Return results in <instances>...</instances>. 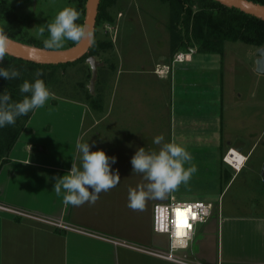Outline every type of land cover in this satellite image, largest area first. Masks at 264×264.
Listing matches in <instances>:
<instances>
[{
    "label": "crops",
    "instance_id": "obj_1",
    "mask_svg": "<svg viewBox=\"0 0 264 264\" xmlns=\"http://www.w3.org/2000/svg\"><path fill=\"white\" fill-rule=\"evenodd\" d=\"M189 58L181 61L189 63L184 65L188 67L176 66L178 62L172 63L171 59L169 63L162 58L155 69L170 67L168 73L172 91L175 84L178 113L185 121L180 139L186 142V147L194 148L191 155L195 161L199 165L203 162L204 167L196 166L195 173H201L209 165V143H214L212 149L218 152L223 138V128L218 132L212 127L218 126V120L223 126L224 95L219 78L222 79L224 63L210 62L213 65L206 67L208 60L200 59L199 52ZM52 94L43 107L34 110L27 123L28 130L20 134L8 162L0 168V203L34 215L0 209V264H179L135 246L151 250L168 248V237L164 235V242L158 243L153 231V206L168 201L172 194L176 197L183 194L173 192L164 200L147 201L143 211L131 210L127 206L129 188L147 182L141 174L133 173L132 166L119 161L112 165L113 172L119 170V185L102 192L94 205H66L63 195L55 194V177L70 172L72 163L81 165L77 141L86 142L84 138L100 125L104 130L96 131L95 139L88 137L91 151L104 150L108 156L118 157L121 151H137L144 146L139 137L130 144L124 143L122 127L130 124L129 120H109L108 110L103 118L88 119L91 108L88 103ZM113 127H119L118 132ZM228 145L249 160L252 147L236 139ZM245 165L244 161L239 171ZM195 195L205 200L211 198L206 194ZM42 218L62 221L72 228L59 227ZM204 228L191 243V246L199 243L191 259L201 264H264V215L222 211L215 219V228L212 223Z\"/></svg>",
    "mask_w": 264,
    "mask_h": 264
},
{
    "label": "rangeland",
    "instance_id": "obj_2",
    "mask_svg": "<svg viewBox=\"0 0 264 264\" xmlns=\"http://www.w3.org/2000/svg\"><path fill=\"white\" fill-rule=\"evenodd\" d=\"M11 1L30 34L37 37L39 28H45L44 36L39 38L42 41L50 36L47 23L53 21L59 11L70 7L69 0ZM108 11L114 16V23L103 22L98 27L97 37L112 40L113 47L100 50L97 59L108 65L113 63L115 69L106 63L101 66L104 68L98 72L99 83H96V87L102 91L105 109L95 111L90 108L87 118H103L108 110L106 117L109 120L122 118L130 121V124L122 127L126 136L123 139L125 144H130L139 137L138 140L146 151H158L160 146L155 145L153 140L157 135H163L164 143L175 140L194 154V148L186 147V142L180 139L184 134L185 121L178 113L180 111L178 102L176 103L178 97L175 84L172 91L171 73H168L170 67H155L158 62L161 63L162 58L169 63L171 59L172 63L178 62L176 66L188 65L189 63L176 61V57L186 52H190L192 56L199 52L197 46L181 50L175 55L170 54V33L167 26L169 6L162 0H115ZM70 43L71 41H66L63 48L51 50H65ZM257 50V46L241 41H227L223 55L199 52L200 59L206 57L208 60L206 67L213 65L212 63H224L222 79L219 78L224 95V112L223 126L218 120V126L212 127L218 132L223 128L220 150L215 152L212 149L214 143H209L208 168H202L201 173H193L187 184L182 183L175 191L183 194L182 197L177 196L183 201L205 200L195 194L211 197L206 200L214 205L212 214L205 222L196 225V234L204 232L208 223L214 224L215 228V219L222 211L239 215H264V75L256 71ZM68 72L71 78H66V82L76 84L83 81L89 85L91 77L88 74L92 73V68L87 60L68 67ZM69 88L70 86L61 91L56 85L49 86L50 92L57 96L84 103L80 100V92ZM113 128L118 132L119 127ZM101 130H104L103 125L88 137L93 136L95 139L96 131ZM88 137L83 142L91 140ZM234 139L252 147L249 160L234 148L230 151L228 142ZM135 152L132 149L128 152L121 151L117 161L132 166L131 159ZM226 156L228 162H234L237 169L241 168L244 161L246 165L241 171H236V167L226 162ZM195 160L193 157L191 164L204 167L203 162L199 165ZM191 164H185V168ZM156 236L158 243L164 242V235ZM216 236L217 232L214 240ZM198 248L197 242L196 245L190 244L187 249L178 250L176 254L193 257Z\"/></svg>",
    "mask_w": 264,
    "mask_h": 264
},
{
    "label": "trees",
    "instance_id": "obj_3",
    "mask_svg": "<svg viewBox=\"0 0 264 264\" xmlns=\"http://www.w3.org/2000/svg\"><path fill=\"white\" fill-rule=\"evenodd\" d=\"M169 6L168 29L170 33V54L175 55L181 50L190 49L197 46L199 52L204 53H224L227 41H241L249 45L259 47L264 46V19L249 14L238 7L227 5L220 0H162ZM264 5V0H249ZM70 7L75 8L80 17L76 21L85 25L87 0H69ZM115 0H101L97 19L96 30L93 43L86 55L74 62L59 64L38 63L23 58H18L11 54L4 57L0 68L15 66L22 76L19 79L8 81L0 77V94L6 90L14 101L23 99L19 91V86L24 80L35 81V72L43 70V79L46 86L56 85L59 90L69 89L80 92V100L88 103L94 110L103 109V94L98 87L96 93H91L89 87L83 81L76 84L71 81L66 82V78H71L68 67L78 65L87 60L88 56H98L100 50L113 47L112 40L106 41L97 37L98 27L105 21L114 23V16L108 11ZM0 29H4L11 36V40L34 47L45 48L43 41L29 33L23 20L18 16L11 0H0ZM77 45L71 42L68 48ZM107 66L115 69L113 63L105 62ZM104 67H99L101 71ZM92 73L88 74L90 78ZM69 80V79H68ZM99 83V79L97 84ZM30 95V94H25ZM34 112V111H33ZM33 112L27 116L18 117L14 126L9 125L0 128V168L8 162L9 154L17 142L20 134L28 130L27 123ZM229 177L228 175L226 176Z\"/></svg>",
    "mask_w": 264,
    "mask_h": 264
},
{
    "label": "clouds",
    "instance_id": "obj_4",
    "mask_svg": "<svg viewBox=\"0 0 264 264\" xmlns=\"http://www.w3.org/2000/svg\"><path fill=\"white\" fill-rule=\"evenodd\" d=\"M80 13L73 7H65L47 23L49 38L43 40L46 49L63 48L66 41L79 44L85 36L92 33L87 26L78 24ZM45 28L40 27L37 39L44 36ZM11 36L4 29H0V63L8 54ZM43 70L38 69L34 76L35 81L24 80L19 86L23 95L20 101H14L6 90L0 94V128L14 126L18 117L27 116L34 110L45 105L53 94L43 79ZM21 71L15 66L7 69L0 68V77L8 81L21 78ZM30 94V95H25ZM163 135L154 137L153 143L159 145L158 151H146L140 147L131 159L133 173L141 174L146 184L138 185L128 190V207L133 211L145 210L149 200H164L179 186L191 179L197 167L192 162V155L186 148L173 140L164 143ZM88 142L77 141L76 149L81 162L80 167L72 163L70 172L62 177H55L53 191L59 197L63 195L66 205L82 206L85 203L94 205L102 192H108L117 187L121 181L119 170L113 172L112 165L116 164L117 157L108 156L104 150L91 151ZM185 164H191L185 168Z\"/></svg>",
    "mask_w": 264,
    "mask_h": 264
},
{
    "label": "built area",
    "instance_id": "obj_5",
    "mask_svg": "<svg viewBox=\"0 0 264 264\" xmlns=\"http://www.w3.org/2000/svg\"><path fill=\"white\" fill-rule=\"evenodd\" d=\"M191 53L186 52L178 54L176 61H186ZM190 59V58H189ZM227 157V156H226ZM247 159V157H246ZM235 168V165L232 164ZM238 170V169H236ZM214 205L211 201L194 200L183 201L175 195H170L169 200L166 202H159L153 206L152 228L157 234L166 235L168 237V248L161 249H148L146 247L135 248L150 252L151 254L173 261L179 264H201L199 261L191 259L188 255H178L176 252L180 249H187L193 242L196 234V225L205 222L212 214ZM0 209L12 211L20 215L34 216L24 210L12 208L0 203ZM43 220L49 221L52 224L63 227L72 228L62 221L57 220ZM190 225V226H189ZM118 242V241H117ZM121 243V242H118ZM130 246L131 244L123 243ZM133 246V245H131Z\"/></svg>",
    "mask_w": 264,
    "mask_h": 264
},
{
    "label": "water",
    "instance_id": "obj_6",
    "mask_svg": "<svg viewBox=\"0 0 264 264\" xmlns=\"http://www.w3.org/2000/svg\"><path fill=\"white\" fill-rule=\"evenodd\" d=\"M101 0H87L85 25L92 34L85 36L82 41L65 50H51L46 48L25 45L16 41L11 42L8 53L18 58L35 61L44 64H59L74 62L86 55L93 43L96 30V19ZM221 2L240 8L241 10L264 19V5L249 0H220ZM256 57V71L264 75V46L259 47ZM92 68V75L88 85L91 93H95V87L98 80L99 67L105 65V62L99 61L95 55L87 58Z\"/></svg>",
    "mask_w": 264,
    "mask_h": 264
},
{
    "label": "bare ground",
    "instance_id": "obj_7",
    "mask_svg": "<svg viewBox=\"0 0 264 264\" xmlns=\"http://www.w3.org/2000/svg\"><path fill=\"white\" fill-rule=\"evenodd\" d=\"M189 58V57H188ZM232 149H230V151H231ZM229 153V152H228ZM232 157H234V154H233V156ZM244 160V159H243ZM246 160V159H245ZM226 162H228V159H227V157H226ZM229 163V162H228ZM229 164H234L235 165V163L234 162H231L230 161V163ZM236 167V166H235ZM236 169H237V167H236ZM241 169V168H240ZM240 169H238V171L240 170Z\"/></svg>",
    "mask_w": 264,
    "mask_h": 264
},
{
    "label": "snow or ice",
    "instance_id": "obj_8",
    "mask_svg": "<svg viewBox=\"0 0 264 264\" xmlns=\"http://www.w3.org/2000/svg\"><path fill=\"white\" fill-rule=\"evenodd\" d=\"M190 226V225H189Z\"/></svg>",
    "mask_w": 264,
    "mask_h": 264
}]
</instances>
